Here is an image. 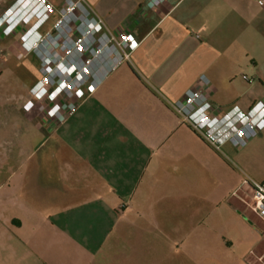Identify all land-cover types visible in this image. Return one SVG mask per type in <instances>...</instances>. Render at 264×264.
I'll return each mask as SVG.
<instances>
[{
  "label": "crops",
  "instance_id": "1",
  "mask_svg": "<svg viewBox=\"0 0 264 264\" xmlns=\"http://www.w3.org/2000/svg\"><path fill=\"white\" fill-rule=\"evenodd\" d=\"M87 1L110 28L139 27L144 41L64 123L24 114L36 143L19 149V264H264V229L244 203L247 177L264 175L248 174L247 151H216L171 107L202 76L220 110L264 101V9L183 0L156 13L150 0ZM259 139L264 165V130ZM247 219L259 231L250 245Z\"/></svg>",
  "mask_w": 264,
  "mask_h": 264
},
{
  "label": "built area",
  "instance_id": "2",
  "mask_svg": "<svg viewBox=\"0 0 264 264\" xmlns=\"http://www.w3.org/2000/svg\"><path fill=\"white\" fill-rule=\"evenodd\" d=\"M182 1L150 0L148 6L160 13ZM257 4L264 9V0ZM18 28H22L19 60L34 55L40 74L21 108L44 114L58 124L72 116L119 65L131 62L144 41L139 27L110 28L87 0H64L60 6L50 0H17L1 14L0 30L9 35ZM200 82L203 87L188 90L171 107L210 147L219 152L227 144L242 149L264 130V101L246 111L234 106L222 112L205 92V76ZM246 183L251 196L244 203L264 223V183L250 177Z\"/></svg>",
  "mask_w": 264,
  "mask_h": 264
},
{
  "label": "rangeland",
  "instance_id": "3",
  "mask_svg": "<svg viewBox=\"0 0 264 264\" xmlns=\"http://www.w3.org/2000/svg\"><path fill=\"white\" fill-rule=\"evenodd\" d=\"M16 1L7 0L5 6L0 7V11L9 10ZM21 29H14L9 35L0 30V264H19V162L23 158L19 157V149L22 145L31 146L36 143L35 124L26 119V112L21 105L29 98L30 88L40 74L34 55L19 60ZM232 107L234 105L221 111L226 112ZM262 142L257 135L245 148L236 149L248 152L252 163L248 174L253 177L264 175L263 156L260 155L258 162L255 158L260 154L256 150ZM247 210L257 221L256 224H259V228L264 229V225L248 208ZM247 222L249 230L244 237L250 245L255 240L254 231H259L250 224V220L247 219ZM241 233L244 234L243 228ZM230 257L235 258L233 255Z\"/></svg>",
  "mask_w": 264,
  "mask_h": 264
}]
</instances>
